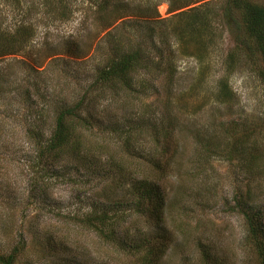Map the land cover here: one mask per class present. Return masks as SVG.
<instances>
[{"label":"rangeland","instance_id":"374dc122","mask_svg":"<svg viewBox=\"0 0 264 264\" xmlns=\"http://www.w3.org/2000/svg\"><path fill=\"white\" fill-rule=\"evenodd\" d=\"M117 2L98 15L89 0H0V30L34 34L0 61V254L18 248L16 264H263L236 208L244 200L264 217V62L242 17L224 13L226 0H197L184 16L168 0ZM138 48L133 89L96 92L113 51ZM82 98L94 109L83 111L79 150L40 158L37 137L48 140L57 114ZM145 180L165 192L164 226L136 210ZM105 212L114 226L89 225ZM149 242L166 254L153 260Z\"/></svg>","mask_w":264,"mask_h":264},{"label":"trees","instance_id":"16d2710c","mask_svg":"<svg viewBox=\"0 0 264 264\" xmlns=\"http://www.w3.org/2000/svg\"><path fill=\"white\" fill-rule=\"evenodd\" d=\"M117 1L118 0H89V3H91V6L95 8L96 14L103 15L106 13L108 8L111 7V5L114 6L118 4ZM226 1L227 6L224 9V13L232 15L233 12H238L240 14L244 24L245 33L248 35L250 40L255 41V47L258 49L257 51L261 54V59L264 62V5L259 4L254 0ZM168 2L171 13L182 11L176 16H184L187 13L183 10L196 4L197 0H185L184 2L183 0H168ZM62 3L63 1H61V4ZM196 19L204 20V17L200 19L198 16ZM22 28L23 27L19 28L17 33L12 35L11 38H9V34L0 30V61H3L8 56L17 55L16 49H22L23 46L28 44L32 37H34L32 30L26 29L23 33ZM151 37L152 35L149 38ZM151 39L153 40L154 38ZM142 59V49L140 48L135 51L130 50L127 52L113 51V56L106 62L105 67L99 72V81L96 82L93 88H96V92L100 93V91H102V94H106L107 90L113 88L119 81H122L125 88L132 90L133 87L130 82L132 80L131 75L139 68ZM228 89L229 88L225 85L224 92L225 94L230 95L229 92L231 91L229 89V92H227ZM113 90V93H117L115 88ZM90 107H93L94 109L92 104L85 105V98H82L75 106L66 109L64 108L57 114L54 131L50 138L44 142L43 137H37V139L41 140L39 141L40 144L44 146L40 149V158L45 159L49 155L52 158H57L63 152L79 150L83 143L80 138L81 136L77 133V129L78 127L81 128V126L85 124H91L90 117L83 115L84 110H86L87 115H89ZM117 133L118 132L116 131V134ZM157 152L158 150L153 154L154 158L157 156ZM167 154L168 153H165V155ZM243 154L244 153L242 152L241 155ZM255 155L257 156L256 152ZM149 160L153 162L152 166L159 176L160 174L166 176L168 171H166V168L164 170L158 159L151 158ZM153 182L145 180L141 181L139 185L136 184L138 186L134 185V187L136 186L135 188H138L132 192V195L134 196L133 201L135 202V207L138 213L149 214V216L155 218L153 221L155 222V225L161 227L164 226V221H166V195L160 185ZM236 202V208H241V211H243L248 233L255 241H257V244H260V254L262 255L264 264L263 214L257 210L254 211L253 209L247 210L248 207L244 208V200H238ZM117 219L118 218L113 219L109 216V213L105 212L103 213V216L93 218V221L98 222L99 225L91 224L90 219H87V221L89 225L98 226L101 230V228L104 229L114 226V222ZM107 232H110V229ZM18 251L19 249L17 248L14 249L11 254H0V264H16L17 254L19 253ZM145 251L152 257L153 260L157 261L166 254L167 246L165 245V242H156V244L149 242L147 247H145Z\"/></svg>","mask_w":264,"mask_h":264}]
</instances>
